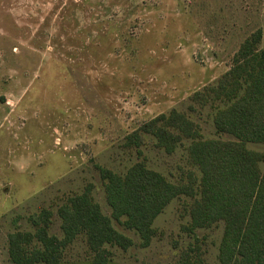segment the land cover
Masks as SVG:
<instances>
[{"label": "rangeland", "instance_id": "rangeland-1", "mask_svg": "<svg viewBox=\"0 0 264 264\" xmlns=\"http://www.w3.org/2000/svg\"><path fill=\"white\" fill-rule=\"evenodd\" d=\"M258 30L264 49V0H0V264H10L9 234L34 232L29 219L42 210L53 214L50 235L62 238L59 208L90 186L111 217L99 167L124 176L143 162L174 185L190 172L199 181L192 140L168 154L140 132L139 156L126 138L175 109L199 125L201 140H233L213 124L229 101L206 89ZM200 91L205 99H193ZM246 148L264 156V143ZM257 166L264 176V158ZM197 198L172 200L146 248L112 219L133 245L107 246L109 264H221L224 223L187 230ZM92 260L79 234L61 264Z\"/></svg>", "mask_w": 264, "mask_h": 264}, {"label": "trees", "instance_id": "trees-1", "mask_svg": "<svg viewBox=\"0 0 264 264\" xmlns=\"http://www.w3.org/2000/svg\"><path fill=\"white\" fill-rule=\"evenodd\" d=\"M262 31L253 33L234 57L233 68L216 87L206 89L229 104L217 109L213 124L220 135L233 140H201L197 123L173 109L145 123L126 138L125 148L135 147L139 156L140 132L157 139L168 154L183 140H192L190 159L200 170L199 181L188 174L187 184L174 185L143 162L134 164L124 176L99 167L111 217H106L91 195V186L59 208L62 238L50 235L53 214L42 210L30 217L34 232L16 231L8 236L10 264H61L63 250L84 234L93 253L92 264H109L107 246L127 250L133 241L118 232L112 219L137 232L141 246L150 245L152 225L168 204L179 197H194L191 226L207 229L224 223L219 247L221 264H264V176L257 162L264 156L249 151L248 143H264V49L258 45ZM203 101V92L194 95ZM191 111H195L190 107ZM199 182L198 186L197 183ZM124 218V220H123Z\"/></svg>", "mask_w": 264, "mask_h": 264}]
</instances>
